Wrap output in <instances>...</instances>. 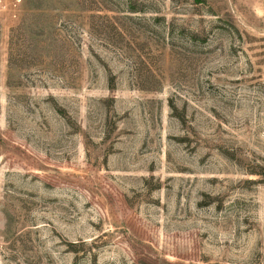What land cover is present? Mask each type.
Listing matches in <instances>:
<instances>
[{
    "label": "rangeland",
    "instance_id": "obj_1",
    "mask_svg": "<svg viewBox=\"0 0 264 264\" xmlns=\"http://www.w3.org/2000/svg\"><path fill=\"white\" fill-rule=\"evenodd\" d=\"M0 264H264V0H0Z\"/></svg>",
    "mask_w": 264,
    "mask_h": 264
}]
</instances>
